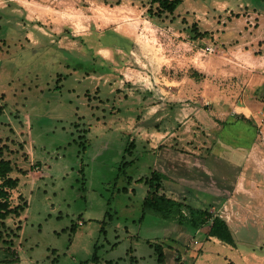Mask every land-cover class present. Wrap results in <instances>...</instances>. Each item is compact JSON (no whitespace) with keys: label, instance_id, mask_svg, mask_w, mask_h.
<instances>
[{"label":"rangeland","instance_id":"obj_1","mask_svg":"<svg viewBox=\"0 0 264 264\" xmlns=\"http://www.w3.org/2000/svg\"><path fill=\"white\" fill-rule=\"evenodd\" d=\"M248 100L264 132V0H0V159L25 207L0 220V264H159L148 241L168 257L176 226L144 214L149 143L202 151ZM234 235L264 255L263 226ZM205 245L185 264H243Z\"/></svg>","mask_w":264,"mask_h":264},{"label":"crops","instance_id":"obj_2","mask_svg":"<svg viewBox=\"0 0 264 264\" xmlns=\"http://www.w3.org/2000/svg\"><path fill=\"white\" fill-rule=\"evenodd\" d=\"M174 79L170 80L173 84L180 83ZM260 108L261 105L251 100L235 106L229 111L234 113L231 120L212 124V137L202 151L183 150L164 140L158 146L149 143L147 151L152 155L150 175L153 170H157L168 178L165 180L166 195L187 205L190 199L193 202L189 205L209 207L211 211L218 207L222 210L219 215L227 221L235 239V244L231 245L208 236L205 226L195 230L180 224L177 218L169 219L168 222L176 226V235L169 239L173 245L169 244L172 250L168 257L167 247L163 244L165 264H185L189 258L196 259L204 252L206 243H209L208 248L217 245L235 250L234 253L243 264H264V255L259 252L258 246H238L234 235L241 229L256 226L264 228V218L259 214L264 215V164L260 168L256 166L259 161L262 162V155L257 150L261 149L259 138L264 133L259 122ZM167 134L162 133V136L165 138ZM235 212L238 213L237 218ZM185 239H190V243L185 244ZM246 240L244 237L241 242ZM196 244L200 252L192 247ZM228 264L239 263L229 259Z\"/></svg>","mask_w":264,"mask_h":264},{"label":"trees","instance_id":"obj_3","mask_svg":"<svg viewBox=\"0 0 264 264\" xmlns=\"http://www.w3.org/2000/svg\"><path fill=\"white\" fill-rule=\"evenodd\" d=\"M181 1L182 0H151V3H156L157 8L161 12L173 13ZM131 150L132 149H129V151ZM217 154L224 156L220 152H217ZM13 170L14 166L10 160L4 158L0 159V220L7 218L9 215L20 216L25 209V207L21 206L11 207L8 200L9 191L6 187L14 188L18 184V179H13L9 176V173ZM165 180H168V178L157 170H153L151 175L147 178L146 184L148 185V191L143 202L144 214L146 211H152L156 214H161L165 218H177L180 224L195 230L205 226L208 236L215 237L231 245L235 244L232 230L225 219L220 215L214 214L209 207L187 205L182 201L167 196L165 193ZM184 207L189 209V216L185 215L183 212ZM1 224H3V221ZM17 228L20 230V225H18ZM104 230L105 227L103 226L102 231ZM148 242L154 247L157 253L158 263L165 264L164 245L155 244L151 241ZM95 249L93 259L97 257L96 246ZM12 253L13 258L10 262H18L20 260L18 251L14 249Z\"/></svg>","mask_w":264,"mask_h":264}]
</instances>
